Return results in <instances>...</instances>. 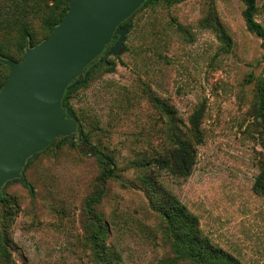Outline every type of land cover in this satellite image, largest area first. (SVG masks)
I'll return each instance as SVG.
<instances>
[{
    "label": "rangeland",
    "instance_id": "rangeland-1",
    "mask_svg": "<svg viewBox=\"0 0 264 264\" xmlns=\"http://www.w3.org/2000/svg\"><path fill=\"white\" fill-rule=\"evenodd\" d=\"M154 2L131 16L122 51L104 59L114 70L97 66L69 99L86 144L56 141L32 159L23 174L32 193L20 181L0 189V233L12 264H108L96 260L89 241L101 225V248L109 257L117 253V264L173 258L166 224L150 202L153 184L197 218L211 244L239 264H264V194L252 190L264 164V110L257 103L264 62L261 40L245 26L247 4ZM46 4L0 0L5 57L21 58L22 28L31 36L25 45L42 39ZM252 7L264 29V0ZM7 75L0 67V82ZM200 109L203 139L190 176L156 169L153 159L173 136L190 141V118ZM93 148L115 166L98 202Z\"/></svg>",
    "mask_w": 264,
    "mask_h": 264
},
{
    "label": "water",
    "instance_id": "water-1",
    "mask_svg": "<svg viewBox=\"0 0 264 264\" xmlns=\"http://www.w3.org/2000/svg\"><path fill=\"white\" fill-rule=\"evenodd\" d=\"M145 1L68 0L59 24L19 61L0 56L9 70L0 88V189L24 182L30 160L55 139L86 144L71 108L62 105L64 92L85 83L100 55L104 62L122 51L130 18ZM243 1L252 11L253 0Z\"/></svg>",
    "mask_w": 264,
    "mask_h": 264
},
{
    "label": "trees",
    "instance_id": "trees-1",
    "mask_svg": "<svg viewBox=\"0 0 264 264\" xmlns=\"http://www.w3.org/2000/svg\"><path fill=\"white\" fill-rule=\"evenodd\" d=\"M46 1V6L51 10L50 14H48L43 19L42 23L46 33L41 40L36 41L35 43L30 42L28 45H25L26 39L31 36L26 28H22L21 37L22 42L24 43V45H22V56L26 48L36 46L52 32V30L59 24L66 11L68 10V0ZM165 1L169 2V0ZM155 3L156 2H154L153 0L145 1L144 4L135 13L140 11L141 8L147 7L148 5H153ZM253 15V12L249 11L248 9L244 12L245 26L249 33L254 34L261 40V49L263 53L262 58L264 62V29L253 19ZM124 26L125 23L122 24V27ZM214 29L216 30L219 39L225 43H228L227 36L224 30L220 27H214ZM0 56L4 59L13 61H19L22 58L21 56L20 59L15 60L11 59L10 57H5L1 50ZM103 64L106 65L107 71L112 72L114 70L113 65H108L105 62H99L98 60H95L87 70L89 73H91L92 70H94L97 66H103ZM0 67H5L6 69H8L2 64H0ZM7 76H5L2 82H0V88L4 84ZM88 78H86L85 81H87ZM85 87L86 83L78 84L71 89H66L62 99V105L67 104L68 107L71 108L70 104L68 103L71 95L77 90ZM257 103L259 111L262 112L264 110V68L263 80L258 89ZM202 114L203 111L202 109H200L193 113L190 118V127L188 131L190 141L180 140L176 136H173L170 147L168 149L163 148L162 153L155 159H153L152 163L156 169L168 170L170 174L181 178H187L188 176H190L192 167L195 164L196 146L200 145L203 139L202 131L200 129ZM84 136L86 137V135L83 134V137ZM56 141H59L60 144H71L69 140L58 138L55 139L52 144L45 150L49 149ZM89 154L95 159L100 168V172L97 177V184L93 193L94 198L98 202L104 193V186L106 181L115 177V166L113 165L111 159L97 148H93L92 151L89 152ZM121 183L123 184V182ZM23 185L29 190L30 193H32V188L27 182L24 181ZM151 186L152 187L149 191V196L152 209L160 215V217L166 224L163 228V238L169 242L170 251L173 255V258L163 259L158 264H177L181 261L188 264H239V262L235 258L224 252L221 248L211 244L208 238L201 235V232L198 229L197 218L189 214L186 208L173 195L166 192L159 185L155 186L153 184ZM252 190L255 194H264V164L260 174L256 177L253 183ZM3 198L4 196L2 197V195H0L1 201ZM102 234V225L96 226L93 235L89 238L91 250L94 252L97 261L105 262V260H107L108 264H113V261H115L114 256L117 260L120 259V256L114 252V254L109 257L108 252L102 250L99 240V237L102 236ZM97 241L99 242V245ZM8 242L9 241L7 240V237L0 233V264L13 263L10 252L8 250ZM115 264H117V262Z\"/></svg>",
    "mask_w": 264,
    "mask_h": 264
},
{
    "label": "flooded vegetation",
    "instance_id": "flooded-vegetation-1",
    "mask_svg": "<svg viewBox=\"0 0 264 264\" xmlns=\"http://www.w3.org/2000/svg\"><path fill=\"white\" fill-rule=\"evenodd\" d=\"M123 24V23H122ZM122 24L118 28H122ZM115 40L112 41L110 45L114 43ZM103 55H100L96 60H99ZM74 143H79L78 141H75Z\"/></svg>",
    "mask_w": 264,
    "mask_h": 264
}]
</instances>
